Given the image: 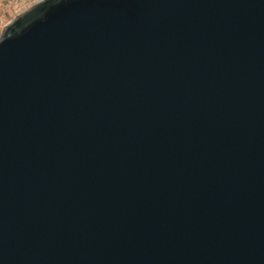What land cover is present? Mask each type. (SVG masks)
I'll return each mask as SVG.
<instances>
[{"label": "water", "instance_id": "95a60500", "mask_svg": "<svg viewBox=\"0 0 264 264\" xmlns=\"http://www.w3.org/2000/svg\"><path fill=\"white\" fill-rule=\"evenodd\" d=\"M0 264H264V0L10 20Z\"/></svg>", "mask_w": 264, "mask_h": 264}, {"label": "rangeland", "instance_id": "374dc122", "mask_svg": "<svg viewBox=\"0 0 264 264\" xmlns=\"http://www.w3.org/2000/svg\"><path fill=\"white\" fill-rule=\"evenodd\" d=\"M36 1L38 0H0V35L10 20Z\"/></svg>", "mask_w": 264, "mask_h": 264}]
</instances>
